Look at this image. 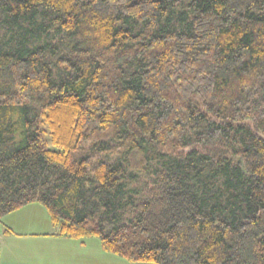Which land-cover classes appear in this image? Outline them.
Instances as JSON below:
<instances>
[{
	"label": "trees",
	"instance_id": "16d2710c",
	"mask_svg": "<svg viewBox=\"0 0 264 264\" xmlns=\"http://www.w3.org/2000/svg\"><path fill=\"white\" fill-rule=\"evenodd\" d=\"M30 203L130 262L264 264V0H0V220Z\"/></svg>",
	"mask_w": 264,
	"mask_h": 264
},
{
	"label": "rangeland",
	"instance_id": "374dc122",
	"mask_svg": "<svg viewBox=\"0 0 264 264\" xmlns=\"http://www.w3.org/2000/svg\"><path fill=\"white\" fill-rule=\"evenodd\" d=\"M21 208L15 211H18ZM29 208H35L33 210L37 211L38 213L39 211L36 209L42 208L44 214L43 220L45 218L47 225H45V228L41 227L39 229H41V231L48 229V224L51 223L47 209L40 203H30ZM9 214L4 216V221L7 220L6 218L11 219V216L19 219V217H17L19 214L18 212H14L13 215H11L12 212ZM27 216L32 219L30 224L33 223L35 226L36 220L33 218L37 216H31L29 211H24L23 215H20V218ZM11 221L13 222V220ZM39 223H41V219H39ZM4 227L5 226H3V229ZM18 228L26 229L25 227L21 226H18ZM46 236L47 235L44 234L38 238H32L29 241L20 240V242H7L2 246L1 250V254L3 252L2 258L4 259V262L6 264H156L146 261L130 262L124 257L105 251L102 248L100 239L98 237H85L76 239H66L67 237H63L61 239V237L55 235H51L50 238H47Z\"/></svg>",
	"mask_w": 264,
	"mask_h": 264
},
{
	"label": "crops",
	"instance_id": "0c3cea01",
	"mask_svg": "<svg viewBox=\"0 0 264 264\" xmlns=\"http://www.w3.org/2000/svg\"><path fill=\"white\" fill-rule=\"evenodd\" d=\"M23 209H25V210H23ZM33 209H35V208H29V204H28V205L22 207L20 210L14 211V212H18L19 213L17 215V217H19V219H16L13 216H11V219L10 218H6L7 219L6 221H4V219L0 220V241L2 243V246L5 245L7 242H14V241H19L20 242V240L21 241H23V240L29 241L32 238L33 239L34 238H38V237H40V236H42L44 234L47 235L46 236L47 238H50V236L52 235L51 233L54 231V228H53L51 220H50L51 224H48V229H45V230L41 231V229H39V228H41V227L45 228V225H47L46 221H45V218L43 220V217H44L43 216L44 215L43 214V210H42V208H39L40 210L36 209V210L39 211V213H38L37 211H35ZM19 211H22V212H19ZM24 211H29L31 216L32 215L37 216V217L33 218L34 220H36L35 226H34L33 223L30 224V221L32 220L30 217L27 216V217L20 218V215H23ZM14 212H12L11 215H13ZM41 216H42V218H41ZM39 219H41V223H39ZM11 220H13V222ZM3 226H8L9 228H11L13 233L5 234L4 231H3L4 230ZM18 226L25 227L26 229H19ZM43 232H45V233H43ZM62 238L63 237H61V239ZM66 239H69V238H66ZM2 257H3V252H2L1 257H0V264H6Z\"/></svg>",
	"mask_w": 264,
	"mask_h": 264
}]
</instances>
